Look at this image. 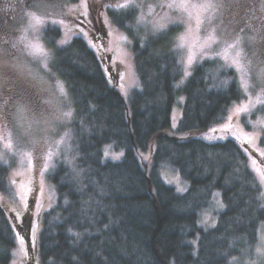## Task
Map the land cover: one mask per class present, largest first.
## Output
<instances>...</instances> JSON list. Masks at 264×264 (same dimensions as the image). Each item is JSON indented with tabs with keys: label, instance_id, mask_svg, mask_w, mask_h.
<instances>
[{
	"label": "trees",
	"instance_id": "16d2710c",
	"mask_svg": "<svg viewBox=\"0 0 264 264\" xmlns=\"http://www.w3.org/2000/svg\"><path fill=\"white\" fill-rule=\"evenodd\" d=\"M119 15L125 21L116 22L117 29L128 31L124 25L134 17ZM47 30L46 41L54 48L62 34ZM180 30L171 27L145 41L133 37L140 86L129 102L112 83L116 70L109 58L82 37L55 48L51 69L67 84L75 108L77 166L74 171L57 164L49 174L57 200L42 214L36 235L34 218L16 210L7 215L8 204L0 203V264H12L21 239L26 264H231L242 249L252 252L264 225V199L246 148L233 140L160 135L171 127L181 95L182 132L221 124L244 99L234 73L216 61L197 66L177 86L183 78L176 50ZM157 135L148 170L139 157ZM111 145L123 153L118 161L104 155ZM168 168L187 183L186 192L163 181L162 170ZM9 169L0 162L2 191ZM218 199L224 209L215 213L216 224L201 225V215ZM72 232L81 233L80 239Z\"/></svg>",
	"mask_w": 264,
	"mask_h": 264
},
{
	"label": "rangeland",
	"instance_id": "374dc122",
	"mask_svg": "<svg viewBox=\"0 0 264 264\" xmlns=\"http://www.w3.org/2000/svg\"><path fill=\"white\" fill-rule=\"evenodd\" d=\"M43 2L52 7H41L39 11L51 12V15L44 17V23L38 25L36 31L29 30L27 39L32 43L43 45L44 49L51 53L53 59L55 48L69 44L75 37H82L90 47L93 43L96 44L97 47L92 48L109 58L111 66L116 70V77L112 83L118 88L126 102H129L133 92L140 86L133 58V37L145 41L148 38L165 33L175 26L181 28L177 34L179 36L191 26L193 31L187 41V46L178 50L179 58L184 57L185 61L188 55L193 56V63L188 71L192 74L193 70L202 63L216 61L222 67L234 73L244 94V99L230 110L228 116L231 117V120L225 119L221 124L207 130L182 132L180 131V123L185 98L181 95L178 97L172 111L171 127L160 135L173 137L178 141L201 139L209 142H224L226 140L237 142L246 148V155L251 168L264 192V184L260 182V176L264 174V124H258L259 121H264V95L251 91L244 92L240 82V73L235 66H225L230 64L233 56L232 52H228L227 59L225 58L223 44H212L210 48H205L204 56L201 57L200 49L207 39L209 29L207 20H201V23L197 25L195 10H193V18L189 19L185 13L178 10H169L168 8L161 10L157 8V13H166L177 20V23H169L162 31L153 33L151 25L138 26L135 23L136 17H134V22L130 24L131 27H127L129 30L124 31L117 29L115 23L116 21H125L119 15L123 12L119 6L124 4L126 0H43ZM136 2L142 5L144 12H147L148 8L146 6L148 5L167 4L172 0H136ZM177 2H180V0H177ZM187 2L199 4L204 0H187ZM231 2L234 5L231 12H225L223 19L213 21L212 26L216 27L217 35L222 39L231 41L236 35L242 37V46L253 65L251 75L260 67H264V25L254 23L253 18V22H248L250 20L249 16L256 15V12L252 13V8L247 5L249 0H231ZM29 3L30 0H0V162L10 166L8 181L4 184V191L0 190V203L3 206L8 204L4 207L7 215L10 211L16 210L20 217L24 213L28 219L34 218L32 231L36 235V229L41 222L42 214L50 210L57 200V192L48 182L49 174L52 173L53 168L57 167V164H64L71 170L76 169L77 156L75 151H77V146L74 142L72 127L75 121V108L67 84L51 69L53 59L49 62L51 72H46L39 63L38 57L28 55L24 51L23 45L13 46L24 34L23 30L27 26L25 11ZM114 14L118 15V20L112 18ZM138 15L139 12H137ZM53 20H63V24H54L52 23ZM106 20L112 21V23L108 24L105 22ZM50 27L60 30L62 34L54 48H50L46 41L47 29ZM129 31H131V36L128 34ZM84 33H87V35H84ZM121 34L126 36L131 44L121 43L119 41ZM250 37L254 38L251 42L249 41ZM61 41H64V43H60ZM5 64L8 67H4ZM13 64L23 65L25 69L17 71L11 67ZM181 64L183 67V83H179V86L184 85L191 76L184 75L186 63L181 62ZM28 68L38 73L39 78L33 79L27 72ZM57 79L64 84L67 91L66 99L58 96ZM121 84L123 90L120 87ZM49 100L53 102L49 103ZM57 102L64 111H67L70 106L73 116L70 120L56 123L54 125L55 131L49 133V142L58 141L65 133L68 134L65 143L58 146L51 145L52 155L49 157L47 155L49 145L41 141L34 146L29 139L24 137L23 130L17 127L16 108L18 105H23L27 115L36 120H54L58 114L56 111ZM246 104L250 106L248 112L238 114L235 112L236 108H242ZM226 123L229 124L227 129L224 128ZM253 125H256V127H253ZM9 133L12 137L11 148L7 147ZM33 133L39 135V129L35 125ZM157 137L158 135L150 140L146 152L139 153L140 160L148 170H150L153 163ZM66 145L70 147V150L66 151ZM106 148L109 151V155L106 157L107 160L118 161L122 156L120 155L119 159H113L112 154L119 155L121 152L117 151L113 145ZM29 151L32 153L31 161L23 155ZM145 156H147V159L144 158ZM74 177L78 179L79 175ZM162 179L166 184L174 186L176 190L178 187L184 188L183 192L178 191L180 193L186 192L188 188L187 183L173 169H163ZM217 201L222 203L220 199L215 200L213 207L201 215V225L211 227L216 224L215 213L222 212L224 209V206L220 207ZM205 215L208 217L206 224L203 223ZM262 238H264V225L259 229L257 244L250 253L252 258L255 257L256 247L261 246ZM25 258H27L26 247L19 244L13 253L12 264H26ZM34 264L41 263L37 260ZM231 264H243L241 256L236 257V260H232Z\"/></svg>",
	"mask_w": 264,
	"mask_h": 264
},
{
	"label": "snow or ice",
	"instance_id": "6c2138e0",
	"mask_svg": "<svg viewBox=\"0 0 264 264\" xmlns=\"http://www.w3.org/2000/svg\"><path fill=\"white\" fill-rule=\"evenodd\" d=\"M233 4L231 0H204V2L199 4H191L188 3L187 0H180V2H177V0H172V2L164 4H155V5H148L146 6L148 8L147 12L143 11L142 5L137 3L136 0H126V2L122 5H120V9L123 10L122 14L125 17L132 16L136 17L135 23L138 26H148L151 25V29L153 33L162 31L166 28V26L169 23L175 24L177 23V20L173 19L169 15L160 14L157 13L156 9H164L168 8L169 10H178L182 13H185L189 19L193 18V10L196 12V22L197 25L201 23V20H207L209 24V29L207 31V39L204 41L203 45L200 49V55L201 57L204 56V50L205 48H210L212 44H223L224 46V55L227 59L228 52H232V60L230 64L225 66H235L237 71L240 73V82L242 85V88L244 92H253L258 93L259 95H264V67H260L257 71L253 72V74L250 75V72H252L253 65L252 61L249 59V57L246 55L244 48L242 46V37L240 35H236L231 41L222 39L220 36L217 35V29L216 27L212 26L213 21H219L223 19L225 12H231L233 8ZM51 8L52 6L49 4H46L43 2V0H30V3L26 6L25 16H26V28L23 30L24 34L20 37L19 40L16 41L17 45H23L24 51L27 52L28 55H32L34 57H38L39 63L41 64L42 68L46 72H51V69L49 68V62L53 59L51 53H49L47 50L44 49L43 45L39 43H32L27 39V32L29 30L36 31L37 26L44 23V17L51 15V12H40V8ZM137 12H139V15L137 16ZM108 24H111L112 21L106 20L105 21ZM119 23V21H116ZM52 23H60L63 24V20H53ZM125 27H131V25H124ZM193 29L191 26H189L185 33L179 35L176 37V50L184 49L187 46V41L192 33ZM111 34V33H109ZM84 35H87V33H84ZM254 38H249V41L251 42ZM119 41L121 43H128L131 44V41L127 39L126 36L123 34L120 35ZM60 43H64V41H61ZM91 43V41H90ZM141 46H143V43H141ZM93 48H96V44H92ZM181 62L186 63V67L184 68V75L188 76L191 75V73L188 71V68L191 67V64L193 63V56L188 55L185 61L184 57H181ZM123 63V61H121ZM4 67H8L7 64L4 65ZM17 71H23L25 69V66L20 64H13L11 66ZM28 74L33 79H38V73L33 72L31 68L27 69ZM180 83H183V80L180 81ZM179 86V85H177ZM121 89L123 90V85H120ZM56 89L58 96L67 98V91L65 90L64 84L57 79L56 81ZM125 91V95H126ZM52 100H49V103H52ZM249 105H244L242 108H236L235 112L238 114L240 112H248L249 111ZM57 115L55 116L54 120H36L35 118H30L27 113L26 109L23 105H18L16 108V124L17 127L23 130V135L25 138L29 139L30 142L35 146L39 144L41 141H43L45 144L49 145V150L47 155L50 157L52 155L51 151V145H59L62 143H65V138L68 137V134L65 133L64 136L60 138L58 141H51L48 140V135L50 132H54L55 128L54 125L59 122L70 120L73 116V111L71 107L69 106L67 111H64L62 107L59 106L57 102ZM226 119L231 120V117L228 116ZM258 124H264V121H259ZM34 125L39 129V135H35L33 133V127ZM229 127V124H225L224 128L227 129ZM253 127H256V125H253ZM7 139L9 140V143L7 147L11 148V133H9ZM70 150V147L66 145V151ZM24 156L29 158V161H31L32 153L25 152L23 154ZM105 157L109 155V151L106 148L104 152ZM123 155V153H120L119 155L112 154L113 159H119V156ZM147 159V156L144 157ZM46 167V166H45ZM75 171V169H74ZM77 175H79V172H77ZM260 182L264 184V174L260 176ZM185 189L178 187L177 191L183 192ZM260 199H264V192L260 193ZM67 203V201H65ZM220 207H223L222 203L217 201ZM208 217L205 215L203 223H207ZM214 226V224H213ZM14 227V226H13ZM107 227V226H106ZM71 231V229L69 230ZM18 235V234H17ZM72 235L76 237V239H80L81 233L79 232H72ZM21 244L24 243L23 239L20 241ZM34 246V244H33ZM241 258L243 261V264H264V238H262L261 246L256 247L255 249V257L252 258L250 256L248 249H242L241 250ZM233 260H236V257H233Z\"/></svg>",
	"mask_w": 264,
	"mask_h": 264
},
{
	"label": "flooded vegetation",
	"instance_id": "af4514ba",
	"mask_svg": "<svg viewBox=\"0 0 264 264\" xmlns=\"http://www.w3.org/2000/svg\"><path fill=\"white\" fill-rule=\"evenodd\" d=\"M247 5L249 7L252 8V13L256 12L255 16H249L250 20L248 22H253L254 23H258L261 24V26H263L264 24H262L264 22V0H249V4L247 2ZM259 11V12H257ZM253 18V21H252Z\"/></svg>",
	"mask_w": 264,
	"mask_h": 264
}]
</instances>
